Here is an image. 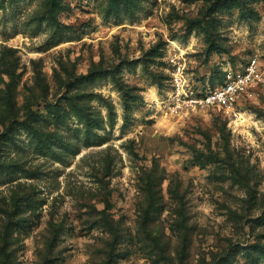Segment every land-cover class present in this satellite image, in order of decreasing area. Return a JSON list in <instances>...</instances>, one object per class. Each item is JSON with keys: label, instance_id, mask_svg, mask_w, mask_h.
<instances>
[{"label": "rangeland", "instance_id": "374dc122", "mask_svg": "<svg viewBox=\"0 0 264 264\" xmlns=\"http://www.w3.org/2000/svg\"><path fill=\"white\" fill-rule=\"evenodd\" d=\"M176 56L264 71V0H0V264H264V82L169 116Z\"/></svg>", "mask_w": 264, "mask_h": 264}, {"label": "built area", "instance_id": "2783aa9c", "mask_svg": "<svg viewBox=\"0 0 264 264\" xmlns=\"http://www.w3.org/2000/svg\"><path fill=\"white\" fill-rule=\"evenodd\" d=\"M165 113L179 117L202 109H218L231 120H238L240 100L252 86L264 82V71L255 61L242 69H229L213 84L192 79L182 57L171 59L166 80Z\"/></svg>", "mask_w": 264, "mask_h": 264}, {"label": "bare ground", "instance_id": "6f19581e", "mask_svg": "<svg viewBox=\"0 0 264 264\" xmlns=\"http://www.w3.org/2000/svg\"><path fill=\"white\" fill-rule=\"evenodd\" d=\"M249 120V116H246V114H240L239 115V119L236 121L237 123H240V122H245Z\"/></svg>", "mask_w": 264, "mask_h": 264}, {"label": "trees", "instance_id": "16d2710c", "mask_svg": "<svg viewBox=\"0 0 264 264\" xmlns=\"http://www.w3.org/2000/svg\"><path fill=\"white\" fill-rule=\"evenodd\" d=\"M217 78H220V76H217Z\"/></svg>", "mask_w": 264, "mask_h": 264}]
</instances>
